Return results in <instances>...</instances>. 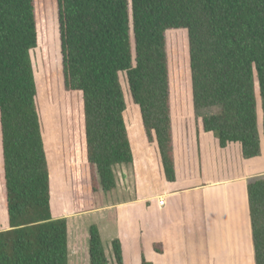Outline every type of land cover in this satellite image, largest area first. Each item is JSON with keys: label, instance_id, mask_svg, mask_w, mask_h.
<instances>
[{"label": "trees", "instance_id": "1", "mask_svg": "<svg viewBox=\"0 0 264 264\" xmlns=\"http://www.w3.org/2000/svg\"><path fill=\"white\" fill-rule=\"evenodd\" d=\"M74 213L96 208V194L116 187L114 167L133 161L120 74L156 142L166 178L175 180L167 31L188 34L197 133L245 158L264 139V0H56ZM40 48L52 95L46 0H0V181L8 227L0 264H69L68 219L54 217L48 156L37 104L32 51ZM255 264H264V177L248 185ZM114 260L96 224L89 264ZM157 251H162L157 247ZM142 264H152L144 257Z\"/></svg>", "mask_w": 264, "mask_h": 264}, {"label": "crops", "instance_id": "2", "mask_svg": "<svg viewBox=\"0 0 264 264\" xmlns=\"http://www.w3.org/2000/svg\"><path fill=\"white\" fill-rule=\"evenodd\" d=\"M191 109L189 118L178 119L171 99L175 180L166 178L158 145L148 141L143 124L137 132L128 128L133 161L114 167L116 187L98 192L96 208L87 211L96 216L106 253L120 241L124 264H142L143 257L152 264H234L254 257L253 241L250 254L241 246L248 227L252 235L248 185L263 164L245 158L239 142L222 147L213 132L198 134L192 99ZM4 210L0 230L8 227L5 202Z\"/></svg>", "mask_w": 264, "mask_h": 264}, {"label": "rangeland", "instance_id": "3", "mask_svg": "<svg viewBox=\"0 0 264 264\" xmlns=\"http://www.w3.org/2000/svg\"><path fill=\"white\" fill-rule=\"evenodd\" d=\"M46 13L48 17V45L51 52L53 92L48 93L47 81L42 62L41 49L32 51V59L37 82V104L41 118L42 133L50 168L51 205L54 217L65 215L69 221V264H89V226L95 222L96 216L91 212L75 214L73 212L72 189L69 166V141L64 101V84L62 72V56L60 48L59 23L57 13V1L46 0ZM171 99L174 105V114L179 117H188L191 109V76L188 49V34L185 29H169L167 31ZM123 84L127 109L125 121L131 132L142 129L140 109L132 99L126 74H120ZM189 113V114H188ZM192 115V113H191ZM189 118V117H188ZM258 121L262 139L261 153L254 159L263 164L261 176L264 177V139L262 130V111L258 107ZM147 138V136H146ZM148 139V138H147ZM106 198V197H105ZM5 210L3 195L0 186V228H4ZM242 242V249L247 252L249 245L252 247V235ZM105 247H110L109 233L104 231ZM107 253L108 257L113 250ZM245 254V253H244ZM250 259V261H249ZM234 264H255L253 254L243 257L242 261Z\"/></svg>", "mask_w": 264, "mask_h": 264}, {"label": "built area", "instance_id": "4", "mask_svg": "<svg viewBox=\"0 0 264 264\" xmlns=\"http://www.w3.org/2000/svg\"><path fill=\"white\" fill-rule=\"evenodd\" d=\"M164 201L162 200L161 203H163Z\"/></svg>", "mask_w": 264, "mask_h": 264}]
</instances>
